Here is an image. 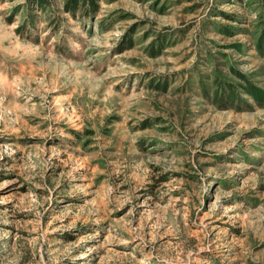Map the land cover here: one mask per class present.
I'll use <instances>...</instances> for the list:
<instances>
[{
    "label": "rangeland",
    "instance_id": "rangeland-1",
    "mask_svg": "<svg viewBox=\"0 0 264 264\" xmlns=\"http://www.w3.org/2000/svg\"><path fill=\"white\" fill-rule=\"evenodd\" d=\"M0 264H264V0H0Z\"/></svg>",
    "mask_w": 264,
    "mask_h": 264
}]
</instances>
